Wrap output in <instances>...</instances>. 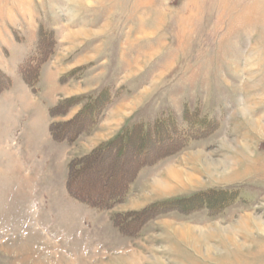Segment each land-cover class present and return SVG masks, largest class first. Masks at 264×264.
Returning a JSON list of instances; mask_svg holds the SVG:
<instances>
[{
    "label": "rangeland",
    "instance_id": "obj_1",
    "mask_svg": "<svg viewBox=\"0 0 264 264\" xmlns=\"http://www.w3.org/2000/svg\"><path fill=\"white\" fill-rule=\"evenodd\" d=\"M0 264H264V0H0Z\"/></svg>",
    "mask_w": 264,
    "mask_h": 264
}]
</instances>
